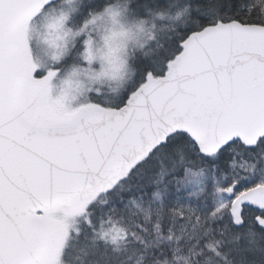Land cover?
Instances as JSON below:
<instances>
[{
  "label": "snow or ice",
  "instance_id": "snow-or-ice-1",
  "mask_svg": "<svg viewBox=\"0 0 264 264\" xmlns=\"http://www.w3.org/2000/svg\"><path fill=\"white\" fill-rule=\"evenodd\" d=\"M0 264H264V0H0Z\"/></svg>",
  "mask_w": 264,
  "mask_h": 264
}]
</instances>
